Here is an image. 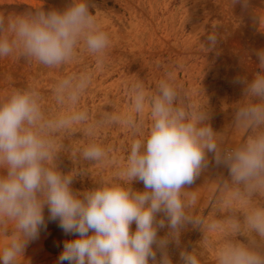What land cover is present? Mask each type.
I'll list each match as a JSON object with an SVG mask.
<instances>
[{"label": "rangeland", "instance_id": "374dc122", "mask_svg": "<svg viewBox=\"0 0 264 264\" xmlns=\"http://www.w3.org/2000/svg\"><path fill=\"white\" fill-rule=\"evenodd\" d=\"M75 2L0 0V39H14L8 30L10 18L63 12ZM84 2L98 30L109 38L104 50L91 52L81 38L74 55L59 66L39 63L17 46L0 57V105L15 92L36 94L42 120L32 130L52 142L51 164L73 175L74 191L112 185L146 190L142 182L129 184L123 173L133 142L146 144L154 123L152 106L162 96L161 81L175 91L173 109H183L189 117H205L198 126L213 130L221 157L244 146L249 137L264 133V125L244 127L236 119L242 107L261 102L247 96L245 84L237 81H251L257 72L264 75L256 55L264 50V0ZM213 32L217 42L210 47L207 36ZM65 80L70 84L61 92ZM81 80L86 86L73 102L70 93ZM141 90L144 108L137 112L134 98ZM80 112L86 120L56 130L47 127L48 121ZM91 145L101 147L105 155L99 160L84 159L83 152ZM214 156L206 154L207 166L180 191L185 220L179 228V244L170 239L166 248L172 264H183L181 252L194 255L199 264H218V253L229 243L254 246L264 255V241L246 227L247 217L264 209V189L250 192L243 183H235L226 166L216 165ZM0 174H6L5 170L0 169ZM44 215L47 228L28 245L20 264H59L64 242L78 238L66 235L58 222H48L47 208ZM233 224L239 225V232L233 231ZM135 229L133 224L131 231ZM14 232L12 222L0 223V247ZM168 232L167 227L159 229L158 237ZM155 250L159 260L161 252Z\"/></svg>", "mask_w": 264, "mask_h": 264}, {"label": "clouds", "instance_id": "9594fccd", "mask_svg": "<svg viewBox=\"0 0 264 264\" xmlns=\"http://www.w3.org/2000/svg\"><path fill=\"white\" fill-rule=\"evenodd\" d=\"M8 30L14 39H0V57L8 56L17 46L47 66L68 61L81 38L91 52H100L109 44L107 34L98 30L84 0H76L63 12L10 18ZM207 40L214 47L215 32ZM256 55L258 67L264 70V50ZM237 82L245 84L247 96L261 101L242 107L236 114L237 122L244 127L264 125V75L257 72L251 81ZM69 84L65 80L59 91ZM85 86L86 81L81 80L71 91L73 102ZM160 91L162 96L152 106L154 123L146 144L133 142L123 173L129 184L142 182L144 192L122 185L84 193L74 191L73 175L61 173L51 164L52 142L32 130L42 120L36 94L15 92L0 105V169L6 172L0 174V223L10 221L15 228L6 246L0 247V264H20L28 245L47 228L45 208L48 222H58L66 235L78 237L64 242L59 264H172L166 248L170 239L179 244V228L185 220L180 191L194 183L202 167L207 166V153L215 154L216 165L226 166L235 183H243L250 192L264 189V133L249 137L244 146L221 157L213 130L198 126L205 117H189L183 109H173L175 91L163 81ZM144 100L141 90L134 98L135 111H143ZM86 119V114L80 112L48 121L47 127L56 130ZM104 155L98 145L83 152L86 160H99ZM160 214L164 218L158 220ZM165 227L168 234L159 238L158 230ZM232 227L234 232L240 231L238 224ZM246 227L264 241V209L253 211ZM155 249L161 252L159 260ZM180 260L183 264H199L194 255L185 252L180 253ZM218 264H264V255L254 246L229 243L218 253Z\"/></svg>", "mask_w": 264, "mask_h": 264}]
</instances>
